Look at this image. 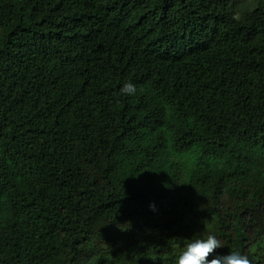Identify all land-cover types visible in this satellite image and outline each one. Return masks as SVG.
Segmentation results:
<instances>
[{"label": "trees", "instance_id": "trees-1", "mask_svg": "<svg viewBox=\"0 0 264 264\" xmlns=\"http://www.w3.org/2000/svg\"><path fill=\"white\" fill-rule=\"evenodd\" d=\"M210 234L264 264V0H0V264Z\"/></svg>", "mask_w": 264, "mask_h": 264}, {"label": "clouds", "instance_id": "clouds-1", "mask_svg": "<svg viewBox=\"0 0 264 264\" xmlns=\"http://www.w3.org/2000/svg\"><path fill=\"white\" fill-rule=\"evenodd\" d=\"M135 86L129 82L120 89L123 95H134ZM155 210V205H150ZM224 247L221 240L215 235H207L206 238H197L187 243L178 254L175 264H253L247 254L231 252L227 255H214L216 250ZM210 257H212L210 259Z\"/></svg>", "mask_w": 264, "mask_h": 264}]
</instances>
